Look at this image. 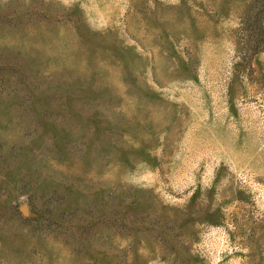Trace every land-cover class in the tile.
<instances>
[{
    "label": "rangeland",
    "instance_id": "rangeland-1",
    "mask_svg": "<svg viewBox=\"0 0 264 264\" xmlns=\"http://www.w3.org/2000/svg\"><path fill=\"white\" fill-rule=\"evenodd\" d=\"M0 264H264V0H0Z\"/></svg>",
    "mask_w": 264,
    "mask_h": 264
}]
</instances>
